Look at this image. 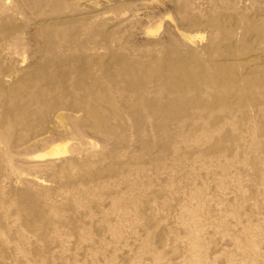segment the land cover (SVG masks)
<instances>
[{"label":"rangeland","instance_id":"374dc122","mask_svg":"<svg viewBox=\"0 0 264 264\" xmlns=\"http://www.w3.org/2000/svg\"><path fill=\"white\" fill-rule=\"evenodd\" d=\"M0 264H264V0H0Z\"/></svg>","mask_w":264,"mask_h":264},{"label":"bare ground","instance_id":"6f19581e","mask_svg":"<svg viewBox=\"0 0 264 264\" xmlns=\"http://www.w3.org/2000/svg\"><path fill=\"white\" fill-rule=\"evenodd\" d=\"M149 28H150V27H149ZM152 30H154V29H152ZM15 43L17 44L18 42H15ZM16 44H15V45H16ZM61 145H62V144H61ZM64 146H65V145H64ZM58 147H60V146L58 145ZM63 150H64V149H63ZM61 152H62V151H61ZM61 152H60V151H59V152L56 151V149L53 147V148H51L48 152H46V153L44 152L43 155H40V157H41V156H44V155H52V156H53V155L58 154V153H61Z\"/></svg>","mask_w":264,"mask_h":264}]
</instances>
